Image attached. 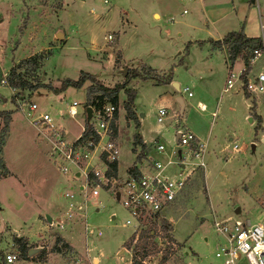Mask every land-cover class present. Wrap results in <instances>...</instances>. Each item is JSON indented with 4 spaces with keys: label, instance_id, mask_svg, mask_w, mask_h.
Listing matches in <instances>:
<instances>
[{
    "label": "rangeland",
    "instance_id": "374dc122",
    "mask_svg": "<svg viewBox=\"0 0 264 264\" xmlns=\"http://www.w3.org/2000/svg\"><path fill=\"white\" fill-rule=\"evenodd\" d=\"M152 2H155L160 12L158 20L150 15ZM196 2L197 0H108L107 3L102 0H0V79L5 80L4 83L0 82V111L11 112L0 148V159L18 177L0 179L2 243L11 242V230L14 229L26 237L39 234L40 238L30 244V247L40 246L39 257L49 254L48 257L58 264H93L94 261L90 260L93 257L97 259L94 264H128L131 250L124 242L139 230L151 228L154 229L158 252L146 257L143 264H223L214 255L223 244V238L214 231V220L230 217L264 223V92L257 94L262 96L259 98L260 114L251 107L243 119L235 115L221 120V115H209L206 113L209 112L207 109L201 114L207 117L208 123L200 125L201 121L196 118V113L200 112H195L191 107L195 94L205 92L203 88L206 86L205 93L214 97V104L221 93L224 76L216 72L211 83L200 84V80L197 82L200 88H193L186 77L189 70L187 64H194L192 55L186 60L191 54L188 52L190 43L186 42L178 55L170 46L176 31L187 28L180 26V21L190 24L193 22V31L198 32L197 27L203 18ZM182 8L186 12H182ZM260 12L264 17V1L261 0ZM188 30L194 36L191 27ZM56 33H61L62 37H57ZM107 35H110L109 39ZM202 42L196 41L197 50L198 44L201 45ZM115 46L121 63L140 62L145 65L146 61L158 57L154 63L158 68L165 73L173 71L176 74L180 87L186 86L193 95L187 96L186 92L174 89L176 96L184 100L181 114L175 100L177 117L174 119L192 133L193 129L200 126L207 131L212 129V148H208L210 151L204 167L198 166L192 171L181 195L165 211L163 220L167 223L166 232L160 228V217L154 224L146 218L138 227L123 225L125 219H129L127 211L110 191L100 189L96 199L87 200L85 222L87 228L93 231L86 236L89 240L83 238L80 224L72 228L69 234L68 240L73 243L77 250L75 252L71 246H63L62 242L55 241L56 237H60L55 230L45 229L43 235L41 232L44 230H39V225L46 226V215L53 219L54 212L61 209L62 193L72 186L73 181L69 176L62 177L54 168L48 157L49 135L38 124L31 122V119L39 113H47L53 124L62 130L64 137L73 140L84 120L85 107L95 109L99 100H108L99 99L96 93H91L86 99V89L90 82L85 81L79 88L68 86L56 94L43 87L35 91L24 89L22 96L16 97L12 102L10 97L18 89L8 87L6 81L10 69L15 68V75L24 81L57 87L61 79H76L79 72L84 71L110 87L121 83L122 69L127 70V66L120 65ZM158 49L165 51L163 57H159L160 51L156 52ZM170 54L175 59L168 61L165 56ZM251 65L255 73L264 70V55L257 56ZM194 67L196 66L192 68ZM130 79L129 85L132 86L140 78ZM147 85L140 95L135 91L138 95L132 109L137 118V128L132 120L125 118L122 106L125 94L122 89L118 92L115 124L119 133L116 136L119 149L125 152L122 158L117 157L118 171L122 178L125 177V162L122 159L128 160L129 153H132L129 148L132 134L137 131L143 135L156 127L154 115L148 108L151 102H157L160 84ZM235 85L238 86V83L235 82ZM241 90L243 92V88ZM247 93L252 96L253 101L255 98L256 108L258 97ZM223 94H234V91ZM73 100L77 105L74 106L76 114L71 118L65 110ZM29 102H34L36 109L26 116ZM59 109L64 111L62 116L57 112ZM257 115L260 116V122L256 121ZM4 119L0 116V138ZM174 125L173 120L168 140L171 139ZM157 139L163 144V139L167 140L164 137ZM137 150L134 147L132 151ZM3 172L4 167L0 168V175L5 174ZM41 191H50L49 197L40 196ZM74 213V222H82L83 218L78 211L74 210ZM9 225L12 227L9 228ZM97 230L100 231L99 236L96 235ZM7 243L0 244V251H11L17 253V257L21 256L14 242V247H6ZM167 244L171 245L170 253L166 260L160 262V252ZM13 248L16 250L13 251ZM234 264L247 262L244 258H239Z\"/></svg>",
    "mask_w": 264,
    "mask_h": 264
},
{
    "label": "built area",
    "instance_id": "2783aa9c",
    "mask_svg": "<svg viewBox=\"0 0 264 264\" xmlns=\"http://www.w3.org/2000/svg\"><path fill=\"white\" fill-rule=\"evenodd\" d=\"M102 1L108 2V0ZM109 38L110 35H107V39ZM261 41L264 45L263 35H261ZM261 54L264 55V46L261 49H253L248 57V63L251 65L255 58ZM241 72L242 70L237 75L229 74V77L225 79L223 92L231 89L235 82L238 83V87L250 94L257 95L264 92V70H259L253 76H246L245 82L240 77ZM0 82L4 83V78H1ZM181 91L186 92L187 96L191 95L186 87ZM76 105V101H71L66 110L69 116L75 115L74 106ZM26 107L25 114L27 116L30 111L36 109V104L29 102ZM91 108L92 114L88 124L97 136L96 141L83 140L81 142L78 141V138L67 140L62 130L52 123L51 117L47 113H39L31 119V122L38 124L49 135V159L58 171L64 172L67 166L78 165L95 155L98 163L102 165V169L93 165L88 170L87 174H90L88 197H95L100 189L110 191L129 215V219H125L123 225L138 227L146 218L156 219V221L158 217L164 218L165 211L184 190L192 171L198 166L204 167L203 143L198 141L183 124L174 119L172 147L168 158L162 161L150 154V151L158 155L166 153L163 143L159 142L157 138L153 139L142 163L136 166L139 176L128 175L120 181H116L106 172L107 164L116 161L119 153L116 135L112 128V124L115 125L116 122L114 114H116L118 106L109 101H101L95 109ZM164 112L163 108L158 109L160 116L157 117V121L161 120ZM58 114L62 116L63 111H58ZM85 199L86 195L83 197V200ZM74 206L76 211H82V204L77 203ZM84 227L88 235L93 233L86 224ZM213 227L214 231L223 238V244L214 253L215 257L222 260L223 264H234L239 258H244L247 264H264V223L226 217L214 220ZM96 235H100L99 230L96 231ZM2 260L4 263L12 264L17 260V253L2 252Z\"/></svg>",
    "mask_w": 264,
    "mask_h": 264
},
{
    "label": "crops",
    "instance_id": "0c3cea01",
    "mask_svg": "<svg viewBox=\"0 0 264 264\" xmlns=\"http://www.w3.org/2000/svg\"><path fill=\"white\" fill-rule=\"evenodd\" d=\"M261 1H264V0H261ZM196 3H198L199 7L201 8L202 18H203V20H201V22L199 23V26L197 27L198 32L193 31V22H192V24H190L189 22L185 23V21H180L179 22L180 26H186L187 28L183 29L182 31H181V29L176 31V36L174 37L173 42L171 43L170 46L173 48V51L175 53H177V55H178L182 51L181 47L183 45H185L186 42L190 43L188 52H190L191 54L186 57V60H188V58L192 55V57L194 58L193 59L194 64H190L188 62L189 64H187V68L189 70H187L186 77H187V81L190 82V85L193 86V88L199 87L198 83L200 80H201L200 84L211 83L212 82L211 80L214 78L213 75L216 72H219L222 75V77L224 76V83L222 85V88H223L224 84H225V79L227 77H229V74L237 75V73L243 69V61L241 60V58H236L229 68L227 66L226 54H225L224 47L222 45L221 46H213V45H211L210 40H219L228 31H238V30H242L244 35L247 37H259L260 39H261V35H263V37H264V17H262L261 12H260V0H197ZM183 9H185V8H182V10ZM182 12H186V9H185V11H182ZM150 15L154 20H158L161 17L160 12L156 8L155 2H152V9L150 11ZM193 16H195L198 19V17L196 15H193ZM171 17L173 19V16H171ZM171 17H170V20H172ZM190 27H191V31L194 32V36L188 30ZM196 41H203L201 45L198 44V48H199L198 50L196 49V46H197ZM116 48L117 47L115 46L114 50L116 51V57H117L121 66H123V67L127 66V68H129V69H131V68L139 69L141 67V65H144V64H141L140 62H133V64H130L128 62L127 63H124V62L121 63L120 62V54ZM196 50H197V52L193 53ZM156 52H159L158 53V55H160L159 57H163L165 55V51L163 49L162 50L158 49ZM165 58H167L168 61L175 59V57H172L171 54L165 56ZM157 59H158V57L157 58L155 57L152 60L146 61L145 66L153 69L154 73L160 75L161 77H164L165 75H170V82L169 83L162 84V83L156 82L154 80L138 79V81H135V83H133L132 86H130L129 82L131 81V79H129L125 87L134 89V91H136L137 93L139 92V95H140L141 91L144 90V88L148 86L147 84L152 85V86L154 84H157V85L160 84L159 85V91L157 92L158 95L156 96L157 102L156 103L154 101L151 102L150 104L152 106L150 105V107L148 108V110L150 112H152L154 115V119L156 121V127L154 129H152V131L151 130L147 131L143 135L139 134V132H137V131H136V133L139 134V136H140V138H141V140L145 146H149L151 144L152 140L156 139L158 137L159 138H161V137L167 138V140L163 139V141L165 143L163 145H164V148L166 150L165 155H158V154H155L153 151H150L151 155L154 156V154H155L154 157H158L160 160L164 161L170 155V149L172 147L171 146L172 135L170 136L171 139L168 140V135H169L168 132H169L171 123L174 120V117L176 114V107H175L174 102H175L176 98L178 97V96H176V94L174 92V87L171 86V82H175L177 84V86H178L177 91H179V90L181 91V89L184 87H180V82L177 80L176 74H174L173 71L165 73V72H163V69L158 68L156 66V64H154ZM194 65L196 67L192 68ZM256 73L253 71L252 65H250V69H249L248 73L246 74V76H248V75L253 76ZM203 79H207V80H203ZM122 80H123V75H122ZM128 85L130 87H128ZM222 88H221V93L217 97V99L215 100L214 104H213L214 97L211 96L209 93H205L206 92V86H204V88H203V90H205V92L195 94L196 98H195L194 104L191 105V107L193 108V110L195 112L196 111L200 112V113H196L198 115V116H196V118H198L201 121L200 125L203 126V125H206L208 123L207 117H204V115L201 114V113L205 112L207 109H209V112H206V113H208L209 115L212 114L213 116L214 115L217 116V113L219 115H221V117H222L221 120L227 119L228 117H233L235 115L239 116V118L243 119L247 116V112H248V110H250L251 107H253L254 112L256 109L257 114H260L259 106H260L261 101H259V98L262 96L256 95L258 98L256 100V108H255V98H254V101L251 98L252 96H248L247 98H245L240 87H238L234 84L233 87L231 88L233 90L229 89L226 92H223ZM186 89L188 91L187 87H186ZM230 91H234V94H226V95L223 94V93H227ZM137 93H135L133 104L135 103V99L137 98V95H138ZM192 95L193 94H191V96ZM117 98H118V94H117ZM181 100L183 102V107H184V100L182 98H181ZM117 101H118V99H117ZM197 104L201 110L196 106ZM200 104H203L204 109H203V107H200ZM69 106H70V104L67 105L66 110L68 109ZM132 108H133V106H132ZM160 108H163L165 110V112L162 114L161 120L157 121V117L160 116L158 113V109H160ZM74 110H75V107H74ZM58 111H60V109ZM63 113H64V111H63ZM66 114H67V112H66ZM179 114H181V113H179ZM142 115L143 114H140V116H142ZM69 117H71V116H69ZM116 120H117V118H116ZM84 121H85V119L83 120L82 125L80 127V131L76 134L75 138L80 137V134H81L83 126H84ZM115 127H116L115 135L117 136L119 133H118L116 124H115ZM212 131H213L212 129L211 130L209 129L208 131L204 130L203 128H201V126L198 127L197 129H193V134L196 137V139L198 141H201V143H203V145H204L203 162H206V156L208 155V152L210 151L209 150L210 147L212 148V142H213V140L211 138ZM131 140H132V138H131ZM131 140H130V146H129L130 151H131V142H132ZM78 141L82 142L83 140L79 139ZM166 145H170L171 147L168 148ZM213 145H214V143H213ZM124 154H125V152L121 151L119 149V153H118L119 156L118 157L122 158L124 156ZM129 155H130V157L128 160L122 159L123 162H125L124 173H123L125 177L128 176V174L126 172L128 167H130L132 164L135 163V153L132 152V153H129ZM0 157H1V151H0ZM2 161H3L2 164H3L4 170L7 172L3 175H0L1 176L0 179L1 178L4 179L7 177L16 178L17 175L14 174V172L11 170L9 165L4 160H2ZM141 162H142V160H141ZM118 163H119L118 160H116V174L113 176V178L116 181H120V179H122V176H121L120 172L118 171ZM6 164L8 165V167ZM52 165H53V163H52ZM93 165L102 169V165H100V163H98L97 159L95 158V155H92L91 157L87 158L85 161L78 163V165L67 166V169L64 172L58 171L56 169V167L54 166V168L57 170V172L62 177L63 176L68 177L69 176L71 178V181H73V184H72V186H70L68 189H66L62 193L63 203L61 205V209L58 211L56 210L54 212L55 217L53 219L50 217L49 222L48 221L44 222V223H46V226L45 225H39V228H40L39 230H44L43 232H41L42 235L44 234V232L46 230H50V231L55 230L56 232H58L60 234L59 235L60 238L63 239L65 241V243L68 244V246H71L75 250V252H77V250L73 246V243H71L68 240L71 229L75 228L77 226V224H80L81 228L83 230V236H84L83 238H86V240L88 239L86 237L88 234H87V232H85V227H84L86 224L85 219H86V211H87V200L90 198L96 199V197L98 195L97 194L95 197H91V196L88 197L90 174H87V172ZM125 177H123V178H125ZM17 179H18V177H17ZM49 192L50 191H48L47 193L41 191V193L39 195L40 196L48 195V197H49ZM85 195H86V199L83 200V197ZM77 203L82 204V211L81 212L78 211V213L81 215V217L83 219H82V222H79V223L74 222V218L76 217L75 213H74V210L76 209L74 204H77ZM164 217H165V213H164ZM11 227L12 226L9 225V228H11ZM11 233H12V240L10 243L5 242V243H7L6 247H8V246L14 247L13 246V244H14L13 239L14 238H22L26 241V247H28V249L29 248H36L37 249V251L31 255H27V253H26L25 256L17 257V260L12 264H58V263H56L55 260L48 257L49 254H47V256L45 254V255L39 257V254L41 252L39 250V249H41L40 246L30 247V244L35 243L36 240L40 238L39 234H37L38 237L35 234V236H33L34 237L33 238V237H26L19 230H17V232H15V230L12 229ZM2 241L4 242L3 235H0V244L4 245L5 243H2ZM14 250H16V249L13 248V251ZM9 252H11V251H9ZM1 253H2V251H0V264H8V263H4V261L2 260V254ZM90 260H93L94 263L97 262V259L95 257H93ZM130 260H131V255H130L128 264H130Z\"/></svg>",
    "mask_w": 264,
    "mask_h": 264
},
{
    "label": "trees",
    "instance_id": "16d2710c",
    "mask_svg": "<svg viewBox=\"0 0 264 264\" xmlns=\"http://www.w3.org/2000/svg\"><path fill=\"white\" fill-rule=\"evenodd\" d=\"M211 45L213 46H225V54H226V61L227 66L230 68L231 64L234 62L236 58H241L243 61V69L241 72V79L243 82L246 81V74L248 73L250 69V64L248 63V57L251 55L252 50L256 48H263L262 41L259 37H247L244 35L242 30L238 31H228L221 39L219 40H210ZM132 77H137L142 80H154L156 82L166 84L170 82V75H165L164 77H161L160 75L154 73L153 69L141 65L139 69H129L127 68L125 75L123 76V80L121 83L115 84L113 86H105L103 85L99 80L95 78L94 75L80 71L79 75L76 79H70V78H64L61 79L59 82V85L57 87H52L51 85L46 84H40V83H29L27 81H24L20 77L15 75V68L10 69V73L7 79V86L10 88L18 89L16 93H14L10 100L14 102V99L16 97L22 96V91L24 89H29V91H34L37 88L43 87L48 89L49 91L53 93H59L63 91L66 87L71 86L74 88H79L83 82L89 81L90 85L86 89V99H88L89 95L91 93L98 94L99 99H107L109 102L116 104L117 103V94L122 89L125 94V100L122 102V106L125 112V118L127 120H132L134 122L135 128L138 127V122L136 115L132 109L133 106V99L135 96V91L131 88H126V84L128 80ZM243 95L245 98L248 97V93L246 90L243 89ZM101 102L99 100L98 104ZM10 111H0V116H2L4 119L3 126L1 127V134L2 137L0 138V148L3 143L4 136L7 132V125L9 121V115ZM116 117V114H114ZM256 121L260 122V116L257 115ZM113 131L115 133L116 127L114 124H112ZM80 140H92L96 141L97 136L93 133L90 125L88 122L84 121L83 131L80 134V137L78 138ZM132 147L131 152L134 150V147H137L138 150L133 152L135 153V163L132 164L127 169V174L133 177L139 176V171L137 169V164L141 163V160L144 158V155L146 151L149 149V146L144 145L142 142L140 136L138 133L132 134ZM108 169L106 174L108 176H114L116 174V161L110 162L107 164ZM0 168L3 169V164L0 159ZM5 171L4 173H6ZM151 223H156V219L152 220L150 218H147ZM163 217L161 218V225L160 228L163 232H166L167 230V223L164 222ZM14 243L17 245L19 255L25 256L26 252L28 250V247H26V241L22 238H14ZM56 242H62L64 245L67 246V243H65L60 237H56ZM170 242V239H169ZM125 246L131 250V260L130 264H143L142 261L150 256L154 255L158 252V249L156 248V243L154 241V229L151 228H144L138 231L136 235H131L129 238L126 239L124 242ZM171 250V245L167 244L162 250H161V257L160 262L166 260Z\"/></svg>",
    "mask_w": 264,
    "mask_h": 264
},
{
    "label": "water",
    "instance_id": "95a60500",
    "mask_svg": "<svg viewBox=\"0 0 264 264\" xmlns=\"http://www.w3.org/2000/svg\"><path fill=\"white\" fill-rule=\"evenodd\" d=\"M55 35L57 37H62L61 33H56ZM125 73H126V69L123 68L122 69V75L124 76ZM171 85L174 87V89H176V90L178 89V86H177V84L175 82H171ZM176 101H177V103L179 105V113H181L182 112V108H183V102H182L180 97H177ZM91 114H92V108L90 106H86L85 109H84V119H85L86 122L89 121V119L91 117ZM45 218H46V221H48V222L50 221V217L49 216L46 215ZM36 251H37L36 248H29L26 253H27V255H31V254L35 253Z\"/></svg>",
    "mask_w": 264,
    "mask_h": 264
},
{
    "label": "bare ground",
    "instance_id": "6f19581e",
    "mask_svg": "<svg viewBox=\"0 0 264 264\" xmlns=\"http://www.w3.org/2000/svg\"><path fill=\"white\" fill-rule=\"evenodd\" d=\"M200 107H203V109H204V106H203V104H200Z\"/></svg>",
    "mask_w": 264,
    "mask_h": 264
}]
</instances>
